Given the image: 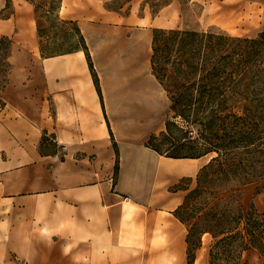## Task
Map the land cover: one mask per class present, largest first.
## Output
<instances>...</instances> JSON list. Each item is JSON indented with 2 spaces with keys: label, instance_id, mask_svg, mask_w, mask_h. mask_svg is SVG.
Listing matches in <instances>:
<instances>
[{
  "label": "crops",
  "instance_id": "1",
  "mask_svg": "<svg viewBox=\"0 0 264 264\" xmlns=\"http://www.w3.org/2000/svg\"><path fill=\"white\" fill-rule=\"evenodd\" d=\"M149 1L127 0L117 10L108 6L113 0H62L61 14L82 28L94 71L82 49L42 56L33 6L0 0V32L12 39L0 97V264H188L190 226L176 215L185 193L175 187L194 180L208 161L147 146L162 131L153 114L159 85L150 32L177 26L182 8L170 0L154 13ZM189 1L218 26L228 22L224 10L251 8L246 0ZM8 4L12 13L4 16ZM101 25L145 32L149 92L125 83L129 93L116 95L107 78L115 60L99 61L91 33ZM130 35L133 45L142 33ZM45 134L55 152L41 151ZM254 202L264 214V193ZM208 249L203 238L196 264H209ZM244 257L264 264L255 249Z\"/></svg>",
  "mask_w": 264,
  "mask_h": 264
},
{
  "label": "rangeland",
  "instance_id": "2",
  "mask_svg": "<svg viewBox=\"0 0 264 264\" xmlns=\"http://www.w3.org/2000/svg\"><path fill=\"white\" fill-rule=\"evenodd\" d=\"M9 1L28 2L33 6L42 56L70 52L86 45L93 65L81 26L76 20L66 17V13L56 11L60 0ZM167 1L170 0H150L151 10L158 12ZM179 1L182 5L179 24L159 29L199 32L213 30L235 38H254L264 31V0L241 1L251 7L248 9L224 10L229 14L224 26L210 24L201 5L189 0ZM126 2L113 0L108 6L119 10ZM11 13L12 5L9 4L4 16H10ZM58 13L61 19L69 22L65 24L58 20ZM91 33L97 35L93 40L101 47L99 61L105 64L109 58L115 60L110 69L112 74H108L107 78L113 83L116 95L129 90L125 83L130 84L135 91L142 92L146 88L149 92V74L143 68L145 51L149 50L147 43L145 47V32L136 28L101 25L91 30ZM131 33H142L141 36H134L133 45L127 42ZM150 33L152 36L154 30L151 29ZM138 47L141 48L140 56L137 52L135 54ZM11 49V36L0 32V97L7 81ZM93 70L96 71L94 66ZM95 75L99 82L96 72ZM151 75L159 85L157 110L153 112L155 121L162 127V131L167 121H175L179 126L173 127L169 140H160L161 146L166 150H172L175 146L185 154L196 149L205 152L212 147H220L222 150L220 154L211 152L205 156L208 163L220 156L208 170L198 173L194 180L184 179L177 185L185 197L176 214L193 229V246L202 244L203 238L209 241V264H250L244 257L249 249H255L264 259L261 252H264V214L259 212L254 202L257 195L264 193V114L258 113L243 119H201L189 125L181 117L175 118L167 92L152 69ZM151 103L153 105L154 101ZM162 131L156 135L159 136ZM41 149L43 152L57 150L51 137L46 138Z\"/></svg>",
  "mask_w": 264,
  "mask_h": 264
},
{
  "label": "trees",
  "instance_id": "3",
  "mask_svg": "<svg viewBox=\"0 0 264 264\" xmlns=\"http://www.w3.org/2000/svg\"><path fill=\"white\" fill-rule=\"evenodd\" d=\"M61 6L62 0L56 9L59 13ZM59 13L57 19L67 24L69 21L61 19ZM82 50L93 69L86 45ZM152 51L153 74L167 92L175 118L181 117L191 125L201 119H243L264 114V31L254 38H235L213 30L154 29ZM95 81L99 85L96 75ZM173 127L179 126L175 121H167L159 136L151 134L147 146L170 158L196 159L211 152L221 153L220 147L205 152L196 149L188 154L175 146L172 150L164 149L161 141L171 138ZM46 138L45 134L42 145ZM219 157L213 158L199 173L208 170ZM192 231L190 228L187 237L188 264H195L196 252L201 247V244L193 246Z\"/></svg>",
  "mask_w": 264,
  "mask_h": 264
},
{
  "label": "bare ground",
  "instance_id": "4",
  "mask_svg": "<svg viewBox=\"0 0 264 264\" xmlns=\"http://www.w3.org/2000/svg\"><path fill=\"white\" fill-rule=\"evenodd\" d=\"M262 207L264 208V202H262ZM205 243H208V240H205Z\"/></svg>",
  "mask_w": 264,
  "mask_h": 264
}]
</instances>
